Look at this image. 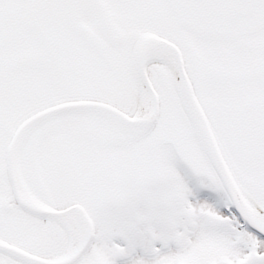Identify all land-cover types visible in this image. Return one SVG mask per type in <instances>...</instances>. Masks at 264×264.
Returning a JSON list of instances; mask_svg holds the SVG:
<instances>
[{"label": "snow or ice", "instance_id": "1", "mask_svg": "<svg viewBox=\"0 0 264 264\" xmlns=\"http://www.w3.org/2000/svg\"><path fill=\"white\" fill-rule=\"evenodd\" d=\"M0 264H264V0H0Z\"/></svg>", "mask_w": 264, "mask_h": 264}]
</instances>
